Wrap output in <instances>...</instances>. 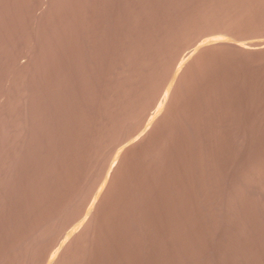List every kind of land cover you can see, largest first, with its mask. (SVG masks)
<instances>
[{
  "label": "rangeland",
  "instance_id": "1",
  "mask_svg": "<svg viewBox=\"0 0 264 264\" xmlns=\"http://www.w3.org/2000/svg\"><path fill=\"white\" fill-rule=\"evenodd\" d=\"M205 1L0 0V264H264V0Z\"/></svg>",
  "mask_w": 264,
  "mask_h": 264
},
{
  "label": "bare ground",
  "instance_id": "2",
  "mask_svg": "<svg viewBox=\"0 0 264 264\" xmlns=\"http://www.w3.org/2000/svg\"><path fill=\"white\" fill-rule=\"evenodd\" d=\"M195 1H197V0H195ZM204 1H205V0H204ZM212 1H213V0H212ZM223 1H225V0H222L221 2H223ZM231 1H233V0H231ZM231 1H230V2H231ZM237 1H238V0H237ZM246 1H247V0H246ZM248 1H249V0H248ZM183 2H184V1H183ZM200 2H201V0H200ZM202 2H203V1H202ZM205 2H207V1H205ZM209 2H211V0H210ZM214 2H215V1H214ZM217 2H219V1H217ZM226 2H227V1H226ZM234 2H235V1H234ZM241 2H242V1H241ZM243 2H244V1H243ZM249 2H250V1H249ZM249 2H248V3H249ZM256 2H257V1H256ZM203 3H204V2H203ZM212 3H213V2H212ZM244 3H246V2H244ZM250 3H253V2H250ZM201 4H202V3H201ZM207 4H209V3H207ZM225 4H226V3H225ZM233 4H234V3H233ZM241 4H243V3H241ZM257 4H258V3H257ZM179 5H182V3L179 4ZM192 5H193V4H192ZM226 5H227V4H226ZM245 5H246V4H245ZM253 5H255V4H253ZM258 5H259V4H258ZM260 5H261V4H260ZM262 5H264V4L262 3ZM183 6H184V4H183ZM205 6H206V5H205ZM215 6H216V5H215ZM221 6H222V4H221ZM233 6H234V5H233ZM233 6H232V8H233ZM239 6H240V3H239ZM239 6H238V7H239ZM241 6H242V5H241ZM243 6H244V5H243ZM249 6H250V5H249ZM187 7H188V6H187ZM210 7H212V6H210ZM223 7H224V6H223ZM223 7H222V9H223ZM225 7H226V6H225ZM225 7H224V8H225ZM228 7H231V6H228ZM235 7H236V6H235ZM250 7H251V6H250ZM250 7H249V8H250ZM253 7H254V6H253ZM256 7H257V6H256ZM260 7H261V6H260ZM179 8H183V7H179ZM184 8H185V7H184ZM212 8H213V10H217V9H214V7H212ZM220 8H221V7H220ZM226 8H227V7H226ZM226 8H225V9H226ZM236 8H237V7H236ZM239 8H241V7H239ZM188 9H189V8H188ZM188 9H187V10H188ZM218 9H219V8H218ZM246 9H247V8H246ZM262 9H263V8H262ZM172 10H173V9H172ZM182 10H183V9H182ZM189 10H190V9H189ZM193 10H194V9H193ZM227 10H231V9H227ZM244 10H245V9H244V7H243V11H244ZM254 10H255V9H254ZM257 10H258V9H257ZM183 11H184V10H183ZM219 11H220V10H219ZM221 11H222V10H221ZM223 11H224V13H225V10H223ZM235 11H236V10H235ZM262 11H264V10H262ZM210 12H211V11H210ZM231 12H233V10H231ZM239 12H241V11H239ZM247 12H248V10H247ZM258 12H259V11H258ZM192 13H193V12H192ZM192 13H190V14H192ZM194 13H196V12H194ZM224 13H223V14H224ZM227 13H228V11H227ZM227 13H226V14H227ZM236 13H238V12L236 11ZM243 13H244V12H243ZM251 13H252V11H251ZM184 14H185V13H184ZM198 14H199V13H198ZM218 14H219V13H218ZM218 14H217V15H218ZM221 14H222V12H221ZM245 14H246V13H245ZM248 14H249V12H248ZM252 14H253V13H252ZM252 14H251V15H252ZM255 14H256V13H255ZM259 14H260V18H262V17H261V13H259ZM192 15H194V14H192ZM203 15H204V14H203ZM211 15H212V14H211ZM232 15H233V14H232ZM232 15H231V16H232ZM239 15H240V14H239ZM239 15H237V16H239ZM246 15H247V14H246ZM249 15H250V14H249ZM189 16H190V15H189ZM194 16H195V15H194ZM197 16H198V15H197ZM197 16H196V17H197ZM199 16H200V15H199ZM218 16H219V15H218ZM224 16H225V14H224ZM237 16H236V17H237ZM201 17H202V15H201ZM201 17H200V18H201ZM234 17H235V16H234ZM239 17H241V16H239ZM239 17H238V18H239ZM255 17H256V16H255ZM163 18H164V17H163ZM172 18H173V17H172ZM178 18H179V17H178ZM192 18H193V17H192ZM194 18H195V17H194ZM194 18H193V19H194ZM202 18H203V17H202ZM205 18L207 19V17H204V19H205ZM211 18H212V17H211ZM216 18H217V21H218V20H219L218 17H216ZM216 18H215V19H216ZM220 18H222V17L220 16ZM225 18H226V17H225ZM229 18H230V16H229ZM238 18H237V19H238ZM244 18H246V17H244ZM249 18H250V17H249ZM167 19H168V18H167ZM185 19H188V17L185 18ZM189 19H190V18H189ZM204 19H203V20H204ZM208 19H210V18H208ZM222 19H224V18H222ZM164 20H165V19H164ZM195 20H197V19L195 18ZM199 20H200V19H198V21H199ZM220 20H221V19H220ZM224 20H225V19H224ZM255 20H256V19H255ZM263 20H264V19H263ZM168 21H169V20H168ZM170 21H171V20H170ZM170 21H169V22H170ZM187 21H189V20H187ZM187 21H186V22H187ZM207 21H208V20H207ZM217 21H216V22H217ZM243 21H244V20H243ZM252 21H254V20H252ZM165 22H167V20H166V21H163L162 23H165ZM177 22H178V21H177ZM179 22H180V21H179ZM182 22H183V21H182ZM202 22H203V21H202V19H201V22H200V23H202ZM204 22H205V21H204ZM204 22H203V23H204ZM221 22H224V21H221ZM221 22H220V23H221ZM225 22H226V21H225ZM238 22H240V21H238ZM245 22H246V20H245ZM249 22H250V21H249ZM249 22H248V24H249ZM261 22H262V21H261ZM261 22H260V23H261ZM184 23H185V22H184ZM184 23H183V24H184ZM189 23H191V22H189ZM197 23H198V22H197ZM206 23H207V22H206ZM214 23H215V21H214ZM253 23H254V22H253ZM174 24H175V23H174ZM176 24H178V23H176ZM194 24H195V23H194ZM209 24H210V23H209ZM218 24H219V23H218ZM240 24H241V22H240ZM245 24H246V23H245ZM250 24H251V23H250ZM258 24H259V23H258ZM263 24H264V23H263ZM161 25H162V24H161ZM169 25H171V24H169ZM172 25H173V24H172ZM187 25H188V24H187ZM196 25H197V24H196ZM203 25H204V24H203ZM212 25H213V24H212ZM216 25H217V23H216ZM225 25L227 26V24H225ZM233 25H234V24H233ZM241 25H242V24H241ZM260 25H261V24H260ZM162 26H163V25H162ZM164 26H166V25H164ZM167 26H168V25H167ZM174 26H175V25H174ZM178 26H179V25H178ZM178 26H177V27H178ZM185 26H186V25H185ZM192 26H193V25H192ZM214 26H215V25H214ZM217 26H218V25H217ZM217 26H216V27H217ZM230 26H231V25H230ZM230 26H229V27H230ZM245 26H246V25H245ZM248 26H249V25H248ZM250 26H251V25H250ZM262 26H263V25H262ZM170 27H171V26H170ZM177 27H176L175 29H177ZM188 27H189V25H188ZM199 27H201V26H199ZM199 27H198V28H199ZM202 27H203V26H202ZM205 27H206V26H205ZM222 27H223V26H222ZM224 27H225V26H224ZM232 27H233V26H232ZM232 27H231L230 29H232ZM236 27H238V26H236ZM236 27H233V28H236ZM242 27H243V26H242ZM254 27H255V26H254ZM259 27H260V26H259ZM244 28H245V27H244ZM173 29H174V28H173ZM175 29H174V30H175ZM188 29H190V28H188ZM196 29H197V28H196ZM207 29H208V28H207ZM214 29H215V27H214ZM217 29H218V28H217ZM217 29H216V30H217ZM221 29H222V28H220V30H221ZM225 29H226V28H225ZM238 29H239V28H238ZM256 29H257V28H256ZM167 30H168V29H167ZM180 30H181V29H180ZM182 30H183V29H182ZM191 30H192V29H191ZM203 30H204V29H202V31H203ZM218 30H219V29H218ZM220 30H219V31H220ZM226 30H228V29H226ZM236 30H237V29H236ZM241 30H242V29H241ZM241 30H240V31H241ZM250 30H251V29H250ZM172 31H173V30H172ZM183 31H184V30H183ZM189 31H190V30H189ZM199 31H200V30H199ZM202 31H201V32H202ZM223 31H225L224 28H223V30H222L221 32H223ZM228 31H229V30H228ZM244 31H245V30H244ZM244 31H243V32H244ZM176 32L178 33L177 30H176ZM176 32H175V33H176ZM192 32H193V31H192ZM204 32H205V31H204ZM229 32H231V31H229ZM248 32H249V31H248ZM248 32H247V33H248ZM251 32H252V31H250V34H252ZM254 32H255V30H254ZM256 32H257V31H256ZM262 32H263V30H262ZM170 33L172 34L171 31H170ZM170 33H168V34H170ZM173 33H174V31H173ZM188 33H189V32H188ZM205 33H206V32H205ZM225 33H226V32H225ZM227 33H228V32H227ZM227 33H226V34H227ZM232 33H234V32H232ZM259 33H260V32H259ZM164 34H165V33H164ZM178 34H179V33H178ZM178 34H175V36H177ZM186 34H187V33H186ZM193 34H194V32H193ZM238 34H239V33H238ZM240 34H241V33H240ZM257 34H258V33H257ZM194 35H195V34H194ZM215 35H216V34H215ZM227 35H228V34H227ZM229 35H232V34H229ZM242 35H244V34H242ZM246 35H247V34H246ZM248 35H249V34H248ZM252 35H253V34H252ZM252 35H249V36L252 37ZM255 35H256V33L254 34V36H255ZM258 35H259V34H258ZM164 36H165V35H164ZM172 36H174V35H172ZM178 36H179V35H178ZM186 36H188V34H187ZM198 36H199V34H198ZM233 36H234V35H233ZM233 36H232V37H233ZM259 36H260V35H259ZM166 37H167V36H166ZM166 37H165V38H166ZM190 37H191V36H190ZM203 37H204V36H203ZM237 37H239V35H238ZM256 37H257V35H256ZM169 38H170V37H169ZM175 38H178V37H175ZM184 38H185V37H184ZM186 38H187V37H186ZM193 38H194V37H193ZM195 38H196V37H195ZM197 38H198V37H197ZM221 38H224V37H221ZM233 38H234V37H233ZM239 38L241 39V36H240ZM247 38H248V37H247ZM167 39H168V38H167ZM188 39H189V37H188ZM206 39H207V38H206ZM206 39H203V40L205 41ZM226 39H227V38H226ZM244 39H245V38H244ZM86 40H87V39H86ZM177 40H178V39H177ZM177 40H176V41H177ZM181 40H183V39L180 38V41H179V42H182ZM196 40H197V39H196ZM203 40H202V42H204ZM208 40H209V39H208ZM228 40H229V39H228ZM230 40H233V39L231 38ZM230 40H229V41H223V40H222L223 42L220 41V40H218V41L221 42L220 44H222V45H223V44L228 45V47H229L230 45H232V53L234 52V51H233V46H235V47L237 48V50H238V48H240V47H241V49H242V47H243L242 44H240V43H236V42H231ZM235 40H236V38H235ZM247 40H248V39H247ZM89 41H90V40H89ZM93 41H94V40H93ZM163 41H167V40H163ZM174 41H175V40H174ZM187 41H188V43H189V40H187ZM187 41H186V42H187ZM192 41H193V40H192ZM192 41H190V42H192ZM213 41H214V42H209V43L206 42L207 45L204 43V44H203V47H204V45H206L205 47H207L208 44H210V46H208V48H209V47H211V46H214L213 44H216V45L219 44L217 40H213ZM236 41H237V40H236ZM159 42H160V41H159ZM168 42H169V41H168ZM194 42H195V40H194ZM162 43H163V42H162ZM172 43L175 44V42H172ZM165 44H166V43H165ZM165 44H163V45H165ZM167 44H168V43H167ZM170 44H171V43H170ZM178 44H179V43H178ZM182 44H183V43H182ZM185 44H187V43H185ZM197 44H198V43H197ZM197 44H196V45H197ZM200 44H201V42H199V44H198L196 47H201ZM211 44H212V45H211ZM248 44H249V43H248ZM248 44H246L247 48L250 47V46L248 47ZM251 44H252V43H251ZM258 44H259V43H258ZM90 45H91V44H90ZM158 45H159V43H158ZM180 45H181V44H180ZM190 45H191V44H190ZM201 45H202V44H201ZM226 45H225V46H226ZM84 46H85V44H84ZM165 46H166V45H165ZM172 46H173V47L175 46V47L177 48L176 45H172ZM185 46H186V45H185ZM246 46L244 45L245 48H246ZM253 46H254V44H253ZM255 46H256V45H255ZM85 47H86V46H85ZM162 47H163V46H162ZM216 47H218V46H216ZM235 47H234V48H235ZM244 47H243V48H244ZM86 48H87V47H86ZM89 48H91V47L89 46L88 49H89ZM176 48H175V49H176ZM183 48H184V47H183ZM194 48H195V46H194ZM225 48H226V47H225ZM259 48H260V47H259ZM102 49H103V48H102ZM169 49H170V47H169ZM180 49H181V48H180ZM180 49H178V52H179V53L183 51L182 49H181L182 51H179ZM185 49H186V48H185ZM188 49H189V48H188ZM202 49H203V48H202ZM205 49H206V51H208L207 48H205ZM217 49H218V48H217ZM228 49H229V48H228ZM241 49H240V50H241ZM250 49H251V48H250ZM250 49H249V50H250ZM256 49H257V48H256ZM263 49H264V48H263ZM263 49H262V50H263ZM173 50H174V49H173ZM195 50H196V49H195ZM195 50H194V51H195ZM199 50H200V49H199ZM225 50H226V49H225ZM225 50H224V52H225ZM234 50H235V49H234ZM245 50H247V49H245ZM160 51H161V50H160ZM163 51H164V49H163ZM171 51H172V50H171ZM171 51H170V52H171ZM197 51H198V50H197ZM211 51H212V50H211ZM220 51H221V50H220ZM242 51H244V50H241V52H242ZM260 51H261V50H260ZM101 52L103 53V51H101ZM104 52H105V51H104ZM164 52L167 53V51H164ZM164 52H163V53H164ZM178 52H177V53H178ZM201 52H202V50H201ZM213 52H215V51H213ZM222 52H223V50H222ZM222 52H221V53H222ZM226 52H228V51H226ZM244 52H245V51H244ZM248 52H249V51H248ZM85 53H87V50L85 51ZM88 53H89V50H88ZM157 53H159V52L157 51ZM161 53H162V52H161ZM168 53H169V52H168ZM199 53H200V52H199ZM208 53H209V52H208ZM211 53H212V52H211ZM234 53H235V52H234ZM237 53H238V51H237ZM249 53H250V52H249ZM263 53H264V52H263ZM82 54H83V53H82ZM90 54H91V53H90ZM92 54H93V53H92ZM169 54H170V53H169ZM202 54H203V53H202ZM216 54H217V52H216ZM216 54H215V55H216ZM224 54H225V53H224ZM227 54H228V53H227ZM227 54H226V55H227ZM246 54H247V53H246ZM87 55H89V54H87ZM93 55H94V54H93ZM157 55H158V54H157ZM166 55H167V54H166ZM175 55H177V54H175ZM204 55H205V54H204ZM234 55H235V54H234ZM236 55H237V54H236ZM158 56H160V55H158ZM162 56H163V55H162ZM180 56H181V55H180ZM185 56H186V55H185ZM199 56H200V55H199ZM199 56H197V57L199 58ZM201 56H202V55H201ZM216 56H217V55H216ZM246 56H247V55H246ZM246 56H245V57H246ZM248 56H249V55H248ZM68 57H69V56H68ZM72 57H73V55H72ZM74 57H76V56H74ZM90 57H91V56H90ZM94 57H95V56H93L92 58L94 59ZM168 57H169V56H168ZM195 57H196V55H195ZM226 57H227V56H226ZM229 57H230V56H229ZM238 57H240V56H238ZM250 57H251V56H250ZM250 57H249L248 59H250ZM70 58H71V57H70ZM161 58H162V57H161ZM165 58H166V57H165ZM172 58H173V57H172ZM182 58H183V57H182ZM200 58H201V57H200ZM205 58H206V57H205ZM230 58H231V57H230ZM243 58H244V57H243ZM78 59H79V58H78ZM158 59H159V62H160V61H161L160 57H159ZM169 59H170V57H169ZM169 59H168V60H169ZM174 59L176 60V58H174ZM183 59H184V58H183ZM213 59H215V58H213ZM222 59H225V58H222ZM227 59H228V58H227ZM252 59H253V57H252ZM26 60H27V59H26ZM75 60H76V59H75ZM171 60H172V59H171ZM171 60H170V61H171ZM181 60H182V59H181ZM185 60H186V59H185ZM193 60H194V58L192 59V61H193ZM200 60H201V59H200ZM207 60H208V59H207ZM229 60H230V59H229ZM229 60H228V61H229ZM241 60H242V59H241ZM243 60H244V59H243ZM243 60H242V61H243ZM254 60H255V57H254ZM67 61H68V60H67ZM72 61H73V60H72ZM83 61H85V60H83ZM90 61H91V60H90ZM90 61H88V62H86V63H90ZM156 61H157V60H156ZM163 61H164V60H163ZM177 61H178V59H177ZM179 61H180V60H179ZM244 61H245V60H244ZM250 61H251V60H250ZM257 61H258V60H257ZM157 62H158V61H157ZM161 62H162V61H161ZM161 62L158 63V64L161 65ZM200 62H202V61H200ZM215 62H216V60H215ZM223 62H224V60H223ZM234 62H235V61H234ZM68 63H69V62H68ZM92 63H93V61H92ZM166 63H167V62H166ZM172 63H173V62H172ZM184 63H185V61H184ZM224 63H225V62H224ZM237 63H238V62H237ZM158 64H157V65H158ZM168 64H169V62H168ZM168 64H167V65H168ZM170 64H171V63H170ZM170 64H169V65H170ZM175 64L177 65L178 63H176V61H175ZM185 64H186V63H185ZM191 64H193V63H191ZM191 64H190V65H191ZM214 64H215V63H214ZM214 64H213V65H214ZM227 64H228V63H227ZM227 64H226V65H227ZM230 64H231V63H230ZM254 64H255V63H254ZM259 64H260V63H259ZM160 65H158V66H160ZM164 65H166V64H164ZM164 65H163V66H164ZM197 65L199 66V64H197ZM208 65H209V64H208ZM215 65H216V64H215ZM70 66H71V65H70ZM84 66H85V65H84ZM86 66H88V65H86ZM91 66H93V65H91ZM170 66H171V65H170ZM180 66H181V65H180ZM183 66H184V65H183ZM192 66H193V65H192ZM200 66H201V65H200ZM200 66H199V67H200ZM202 66H203V65H202ZM210 66H211V65H210ZM216 66H218V64H217ZM234 66H235V65H234ZM234 66H233V67H234ZM255 66H256V65H255ZM260 66H261V65H260ZM71 67H72V66H71ZM164 67H165V66H164ZM187 67H188V66H187ZM219 67H220V66H219ZM224 67H225V66H224ZM230 67H232V66H230ZM72 68H73V67H72ZM84 68H86V67H84ZM88 68H89V66H88ZM158 68H159V67H157V69H158ZM161 68H162V66H161ZM168 68H169V66H168ZM173 68H174V67H173ZM178 68H179V67H178ZM191 68H192V67H191ZM195 68H196V67H195ZM195 68H194V69H195ZM206 68H207V67H206ZM206 68H203V69H206ZM220 68H221V67H220ZM220 68H219V69H220ZM227 68H228V66H227ZM67 69H68V68H67ZM91 69H93V68H91ZM164 69H165V68H164ZM164 69H163V70H164ZM184 69H185V68H184ZM186 69H187V68H186ZM199 69H200V68H199ZM199 69H198V71H199ZM208 69H209V68H208ZM213 69H214V68H213ZM221 69H222V68H221ZM224 69H226V68H224ZM234 69H235V68H234ZM258 69H259V68H258ZM65 70H66V69H65ZM82 70H83V69H82ZM158 70H159V69H158ZM167 70H168V69H167ZM170 70H171V69H170ZM170 70H169V71H170ZM176 70H177V69H176ZM189 70H190V69H189ZM189 70H188V71H189ZM201 70H202V69H201ZM209 70H210V69H209ZM209 70H208V72H209ZM222 70H223V69H222ZM231 70H232V69H231ZM86 71H87V70H86ZM161 71H162V70H161ZM169 71H168V72H169ZM172 71H173V70H172ZM179 71H180V68H179ZM179 71H177V73H178ZM182 71H183V69H182ZM188 71H187V72H188ZM218 71H219V70H218ZM227 71H228V70H227ZM229 71H230V70H229ZM229 71H228V72H229ZM258 71H259V70H258ZM175 72H176V71H175ZM211 72H212V71H211ZM214 72H215V71H214ZM225 72H226V70H225ZM230 72H232V71H230ZM253 72H254V71H253ZM255 72H256V70H255ZM85 73H86V72H85ZM85 73H83V74H85ZM91 73H93V72H91ZM159 73H160V72H159ZM161 73L163 74V72H161ZM179 73H180V72H179ZM190 73H193V72H190ZM199 73H200V72H199ZM215 73H216V72H215ZM240 73H241V72H240ZM244 73H245V72H244ZM156 74H157V73H156ZM164 74H167V73H164ZM168 74H169V73H168ZM168 74H167V75H168ZM170 74H171V71H170ZM180 74H181V73H180ZM201 74H202V72H201ZM218 74H220V73H218ZM235 74H236V73H235ZM252 74H253V73H252ZM91 75H92V74H91ZM182 75H184V74H182ZM207 75H208V74H207ZM209 75H210V74H209ZM213 75H214V73H213ZM224 75H225V74H224ZM226 75H227V74H226ZM226 75H225V76H226ZM230 75H231V74H230ZM233 75H234V74H233ZM86 76H87V75H86ZM158 76H159V75H158ZM174 76H175V73H174ZM180 76H181V75H180ZM200 76H201V75H200ZM219 76H220V75H219ZM237 76H238V75H237ZM237 76H236V77H237ZM254 76H255V75H254ZM88 77H90V76H88ZM169 77H170V76H169ZM177 77H178V76H177ZM197 77H198V76H197ZM204 77H205V76H203V78H204ZM213 77H214V76H213ZM229 77H230V76H229ZM231 77H232V76H231ZM240 77H241V74H240ZM243 77H244V76H243ZM164 78L167 79L168 77H164ZM173 78H174V77H173ZM183 78H184V76H183ZM183 78H182V79H183ZM191 78H192V76H191ZM194 78H195V77H194ZM209 78H210V77H209ZM211 78H212V77H211ZM223 78H224V77H223ZM250 78H251V77H250ZM256 78H257V77H256ZM170 79H171V78H170ZM186 79H187V78H186ZM186 79H185V80H186ZM192 79H193V78H192ZM215 79H216V78H215ZM219 79H220V78H219ZM232 79H233V78H232ZM239 79H240V78H239ZM239 79H238V80H239ZM258 79H260V78H258ZM164 80H165V79H164ZM164 80H163V81H164ZM168 80H169V79H167V81H168ZM187 80H188V79H187ZM202 80H205V79H202ZM206 80H207V79H206ZM209 80H210V79H209ZM212 80H213V79H212ZM221 80H222V79H221ZM223 80H224V79H223ZM226 80H228V77H227ZM161 81H162V80H161ZM175 81H176V80H175ZM188 81H189V80H188ZM197 81H198V79H197ZM215 81H216V80H215ZM254 81H256V80H254ZM259 81H260V80H259ZM180 82H181V80H180ZM198 82H199V81H198ZM198 82H194V86H195V83H198ZM208 82H209V81H208ZM208 82H207V84H208ZM240 82H241V81H240ZM74 83H75V82H74ZM181 83H182V82H181ZM186 83H187V82H186ZM188 83H189V82H188ZM191 83H193V82H191ZM209 83H213V82H209ZM214 83H215V82H214ZM224 83H226V82L224 81ZM230 83H231V82H230ZM230 83H228V84H230ZM235 83H237V82H235ZM86 84H88V83H86ZM133 84H134V83H133ZM146 84H148V83H146ZM156 84H157V83H156ZM163 84H164V83H163ZM173 84H174V83H173ZM183 84H184V82H183ZM202 84H203V83H202ZM219 84H220V83H219ZM69 85H70V84H69ZM134 85H135V84H134ZM136 85H137V84H136ZM148 85H149V84H148ZM148 85H146V86H148ZM151 85H152V84H151ZM154 85H155V84H154ZM169 85H171V83H170ZM169 85H168V87H169ZM177 85H178V84H177ZM184 85H186V84H184ZM188 85H189V84H188ZM190 85H191V84H190ZM204 85H206V84H204ZM216 85H217V84H216ZM231 85H233V84H230V86H231ZM236 85L238 86V83H237ZM260 85H261V84H260ZM70 86H72V84H71ZM73 86H74V85H73ZM87 86H88V85H87ZM87 86H84V87H87ZM157 86H159V84H158ZM164 86H165V85H164ZM181 86H182V85H181ZM192 86H193V85H192ZM192 86H191V87H192ZM207 86H208V85H207ZM209 86H210V85H209ZM209 86H208V87H209ZM211 86H212V85H211ZM211 86H210V87H211ZM219 86H220V85H218L217 88H218ZM224 86H226V85H224ZM230 86H229V88H230ZM241 86H242V85H241ZM243 86H244V85H243ZM251 86H252V85H251ZM75 87H78V86H75ZM150 87H151V86H150ZM150 87H149L148 89H150ZM160 87H161V86H160ZM162 87H163V86H162ZM170 87H171V86H170ZM170 87H169L168 89H166V94H165L164 96H166V95L169 93ZM175 87H176V85H175ZM179 87H180V85H179ZM196 87H197V86H196ZM208 87H207V88H208ZM245 87H246V86H245ZM71 88H72V87H71ZM146 88H147V87H146ZM151 88H154V87H151ZM158 88H159V87H158ZM164 88H165V87H164ZM166 88H167V87H166ZM203 88H204V86H203ZM207 88H206V89H207ZM214 88H215V87H214ZM220 88H221V87H220ZM237 88L239 89V87H237ZM240 88H241V87H240ZM242 88H243V87H242ZM69 89H70V88H69ZM173 89H174V87H173ZM192 89H193V88H192ZM196 89H197V88H196ZM199 89H200V88H199ZM210 89H211V88H210ZM223 89H224V88H223ZM227 89H228V87H227ZM235 89H236V88H235ZM238 89H236V90H238ZM70 90H71V89H70ZM75 90H76V89H75ZM84 90H85V88H84ZM146 90H147V89H146ZM157 90H158V89H157ZM217 90H219V89H217ZM233 90H234V89H233ZM233 90H231L232 93H233ZM236 90H235V91H236ZM72 91H73V90H72ZM76 91H77V90H76ZM76 91H75V92H76ZM148 91H149V90H148ZM171 91H172V90H171ZM179 91H180V90H179ZM199 91H200V90H199ZM213 91H215V90H213ZM224 91H225V90H223V92H224ZM231 91H230V92H231ZM151 92H154V91H151ZM151 92H148V93H151ZM159 92H160V91H159ZM161 92H162V91H161ZM190 92H191V91H190ZM215 92H216V91H215ZM73 93H74V92H73ZM148 93H147V94H148ZM170 93H171V92H170ZM197 93H198V92H197ZM202 93H204V91H203ZM202 93H201V94H202ZM219 93H221V92H219ZM226 93H227V92H226ZM234 93H235V92H234ZM151 94H153V93H151ZM151 94H150V96H151ZM154 94H155V92H154ZM154 94H153V95H154ZM171 94H172V93H171ZM175 94H177V93L175 92ZM180 94H181V92H180ZM204 94H205V93H204ZM213 94H214V93H213ZM248 94H249V93H248ZM260 94H261V93H260ZM156 95H157V93H156ZM158 95H159V94H158ZM160 95H161V94H160ZM169 95H170V94H169ZM181 95H182V94H181ZM196 95H197V94H196ZM211 95H212V94H211ZM221 95H222V94H221ZM229 95H230V94H229ZM232 95H233V94H232ZM250 95H251V94H250ZM252 95H253V94H252ZM164 96H163V97H164ZM186 96H187V95H186ZM188 96H189V94H188ZM209 96H210V94H209ZM217 96H219V95H217ZM224 96H225V95H224ZM256 96H257V95H256ZM256 96H255V97H256ZM260 96H261V95H260ZM153 97H155V95H154ZM167 97H168V96H167ZM175 97H176V96H175ZM195 97H196V96H195ZM197 97H198V96H197ZM213 97H214V96H213ZM251 97H252V96H251ZM257 97H258V96H257ZM137 98H138V96H137ZM156 98H158V97H156ZM177 98H178V97H177ZM181 98H182V97H181ZM199 98H200V96H199ZM215 98H216V97H215ZM219 98H220V97H219ZM219 98H217V99H219ZM224 98H226V96H225ZM230 98H231V97H230ZM232 98H233V97H232ZM235 98H236V97H235ZM248 98H250V97H248ZM147 99H148V98H146V100H147ZM168 99H171V98H168ZM250 99H251V98H250ZM257 99H258V98H257ZM149 100H150V98H149ZM190 100H191V98H190ZM192 100H193V99H192ZM194 100H195V98H194ZM211 100H212V99H211ZM259 100H260V98H259ZM184 101H185V99H184ZM198 101H199V99H198ZM198 101H197V102H198ZM213 101H214V100H213ZM220 101H221V100H220ZM222 101H223V100H222ZM231 101H232V100H231ZM234 101H235V100H234ZM166 102H167V101H166ZM173 102H174V99H173ZM175 102L177 103V101H175ZM193 102H194V101H193ZM206 102H207V101H206ZM151 103H152V102H151ZM199 103H200V102H199ZM203 103H204V102H203ZM217 103H218V102H217ZM227 103L229 104V102H227ZM173 104H174V103H173ZM181 104H182V103H181ZM183 104H184V103H183ZM194 104L196 105V103H194ZM212 104H213V103H212ZM225 104H226V103H225ZM149 105H150V103H149ZM166 105H167V103H166ZM202 105H203V104H202ZM219 105H220V104H219ZM221 105H222V104H221ZM229 105H230V104H229ZM231 106H232V105H231ZM233 106H234V105H233ZM238 106H239V105H238ZM166 107H167V106H166ZM175 107H177V105H175ZM175 107H173V108H175ZM179 107H180V106H179ZM241 107H242V106H241ZM257 107H258V106H257ZM261 107H262V106H261ZM164 108H165V107H164ZM181 108H182V107H181ZM195 108H196V106H195ZM195 108H194V109H195ZM259 108H260V107H259ZM177 109H178V108H177ZM182 109H184V107H183ZM185 109H187V107H186ZM188 109H190V108H188ZM204 109H205V108H204ZM206 109H207V108H206ZM238 109L242 110L243 107H242V109H241V108H238ZM255 109L257 110V108H255ZM191 110H192V109H191ZM210 110H211V109H210ZM233 110H235V109H233ZM246 110H247V109H246ZM258 110H259V109H258ZM263 110H264V109H263ZM263 110H262V111H263ZM170 111H171V109H170ZM202 111H203V110H202ZM206 111H207V110H206ZM219 111H220V110H219ZM159 112H160V111H159ZM164 112H165V110H164ZM174 112H175V111H174ZM181 112H182V111H181ZM208 112H209V110H208ZM216 112H217V111H216ZM227 112H228V111H227ZM263 112H264V111H263ZM25 113H26V112H25ZM155 113H156V112H155ZM175 113H178V112H175ZM203 113H205V112L203 111ZM203 113H202V114H203ZM211 113H212V112H211ZM223 113H224V112H223ZM258 113H260V112H258ZM170 114H171V113H170ZM179 114H180V113H179ZM184 114H185V113H184ZM213 114H214V113H213ZM218 114H219V112H218ZM228 114H229V113H228ZM241 114H242V113H241ZM248 114H249V113H248ZM28 115H29V114H28ZM148 115H149V114H148ZM158 115H159V114H158ZM185 115H186V114H185ZM187 115H188V114H187ZM206 115H207V114H206ZM232 115H233V114H232ZM234 115H235V114H234ZM238 115H239V114H238ZM244 115H245V114H244ZM179 116H180V115H179ZM196 116H197V115H196ZM204 116H205V115H204ZM211 116H212V115H211ZM217 116H218V115H217ZM24 117H25V115H24ZM155 117H156V115H155ZM161 117H162V116H161ZM173 117H174V116H173ZM189 117H190V116H189ZM194 117H195V114H194ZM202 117H203V115H202ZM30 118H31V117H30ZM127 118H128V117H127ZM127 118H126V119H127ZM181 118H182V115H181ZM23 119H24V118H23ZM32 119H33V118H32ZM154 120H155V118H154ZM170 120H172V119H170ZM35 121H36V120H35ZM119 121L121 122V120H119ZM123 121H124V120H123ZM123 121H122V122H123ZM25 122H26V121H25ZM31 122H33V121H31ZM37 122H38V121H37ZM20 123H21V122H20ZM34 123H35V122H34ZM39 123H40V122H39ZM39 123H38V124H39ZM118 123H119V122H118ZM32 124H33V123H32ZM22 125H23V123H22ZM39 125H40V124H39ZM146 125H147V124H146ZM148 125H150V124H148ZM32 126H33V125H32ZM36 126H37V125H36ZM43 126H44V124H43ZM39 127H40V126H39ZM149 127H150V126H149ZM30 128H33V127H30ZM30 128H29V129H30ZM34 128H35V127H34ZM37 128H38V127H37ZM37 128H36V129H37ZM21 129H22V127H21ZM38 129H39V128H38ZM140 129H141V128H140ZM22 130H25V129H22ZM26 131H27V130H26ZM38 131H39V130H38ZM142 131H143V130H142ZM16 132H17V131H16ZM20 132H21V131H20ZM28 132H29V131H28ZM33 132H34V131H33ZM39 132H40V131H39ZM17 133H18V132H17ZM24 133H25V132H24ZM179 133H180V132H179ZM143 134H144V133H143ZM146 134H147V133H146ZM21 135L23 136L22 133H21ZM29 135H30V134H28V136H29ZM16 136H17V134H16ZM126 136H127V135H126ZM129 136H130V135H129ZM24 137H25V136H24ZM101 137H102V136H101ZM123 137H124V136H123ZM13 138H15V137H13ZM135 138H136V137H135ZM16 139H17V138H16ZM25 139L27 140V138H25ZM99 139H100V138H99ZM104 139H105V138H104ZM132 139H133V138H132ZM132 139H131V140H132ZM14 140H15V139H14ZM18 140H19V139H18ZM101 140H102V139H101ZM118 140H119V139H118ZM21 141H22V139H21ZM21 141H20V143H22ZM104 141H105V140H104ZM124 141H125V140H124ZM136 141H137V140H136ZM39 142H40V141H39ZM106 142H107V141H106ZM129 142H130V141H129ZM129 142H128V143H129ZM118 143H119V141H118ZM18 144H19V143H18ZM122 144H123V143H122ZM122 144H121V145H122ZM126 144H127V143H126ZM129 144H130V143H129ZM133 144H134V143H133ZM136 144H137V143H136ZM119 145H120V144H119ZM119 145H118V146H119ZM130 146H131V144H130ZM132 146H133V145H132ZM18 147H19V146H18ZM127 148H128V147H127ZM3 149H4V147L2 148V150H3ZM24 149H25V148H24ZM25 150H26V149H25ZM119 150H120V149H119ZM130 150H131V149H130ZM176 150H177V149H176ZM18 151H19V150H18ZM1 152H3V151H1ZM26 152H27V151H26ZM26 152H25V153H26ZM129 152H130V151H129ZM175 152H176V151H175ZM124 153H125V152H124ZM28 154H29V152H28ZM190 154H191V153H190ZM120 155H121V154H120ZM20 156H21V155H20ZM133 156H134V155H133ZM214 156H215V155H214ZM22 157H24V156L22 155ZM135 157H136V155H135ZM181 157H182V155H181ZM184 157H185V156H184ZM195 157H196V156H195ZM26 158H27V157H26ZM118 158H119V157H118ZM11 159H12V158H11ZM11 159H10V160H11ZM27 159H28V158H27ZM27 159H26V161H27ZM177 159H178V158H177ZM14 160H15V159H14ZM123 160H124V159H123ZM11 161H13V160H11ZM28 161H30V160H28ZM132 161H133V160H132ZM170 161H171V160H170ZM181 161H182V160H180V162H181ZM186 161H187V160H186ZM194 161H195V160H194ZM199 161H200V160H199ZM5 162H6V161H5ZM7 162H8V161H7ZM24 162H25V160H24ZM104 162H105V161H104ZM106 162H107V161H106ZM120 162H121V161H120ZM159 162H160V161H159ZM174 162H175V161H174ZM192 162H193V161H192ZM20 163H21V162H20ZM25 163H26V162H25ZM134 163H135V162H134ZM168 163H169V162H168ZM9 164H11V163H9ZM27 164H28V163H27ZM154 164H155V163H154ZM154 164H153V165H154ZM172 164H173V163H172ZM183 164H184V163H183ZM22 165H23V164H22ZM106 165H107V163H106ZM120 165H121V164H120ZM126 165H127V164H126ZM136 165H137V164H136ZM153 165H152V167H153ZM162 165H163V164H162ZM168 165H169V164H168ZM179 165H180V163H179ZM201 165H202V164H201ZM9 166H10V165H9ZM109 166H110V165H109ZM123 167H124V169H125V166H124V165H123ZM126 167H127V166H126ZM130 167H131V166H130ZM152 167H150V168H152ZM5 168H6V167H5ZM108 168H109V167H108ZM115 168H116V167H115ZM117 168H118V167H117ZM117 168H116V169H117ZM141 168H142V167H141ZM147 168H148V167H147ZM147 168H146V169H147ZM160 168H161V167H160ZM169 168H170V167H169ZM184 168H185V167H184ZM112 169H113V167H112ZM128 169H129V168H128ZM128 169H127L126 171H128ZM137 169H139V168H137ZM158 169H159V168H158ZM163 169H164V168H163ZM180 169H181V168H180ZM5 170H7V168H6ZM143 170H144V169H143ZM151 170H152V169H151ZM165 170H166V169H165ZM122 171H124V170H122ZM132 171H133V170H132ZM144 171H145V170H144ZM6 172H7V171H5V173H6ZM110 172H111V171H110ZM150 172H152V171H150ZM169 172H170V171H169ZM183 172H184V171H183ZM201 172H202V171H201ZM217 172H218V171H217ZM7 173H9V172H7ZM7 173H6V174H7ZM104 173H105V172H104ZM107 173H108V172H107ZM107 173H106V174H107ZM119 173H120V172H119ZM129 173H130V172H129ZM137 173H138V172H137ZM204 173H205V172H204ZM10 174H11V173H10ZM111 174L113 175L114 172L112 171ZM111 174H110V176H112ZM145 174H146V172H145ZM152 174H155V173H152ZM158 174H159V173H158ZM158 174H157V175H158ZM163 174H164V172H163ZM169 174H170V173H169ZM181 174H182V173H181ZM215 174H216V173H215ZM1 175H2V174H1ZM102 175H103V174H102ZM139 175H141V174H139ZM139 175H138V176H139ZM155 175H156V174H155ZM160 175H161V173H160ZM166 175H167V174H166ZM142 176H143V175H142ZM169 176H170V175H169ZM183 176H185V174H184ZM4 177H5V176H4ZM105 177H106V176H105ZM113 177H114V176H113ZM136 177H137V176H136ZM156 177H157V176H156ZM159 177H160V176H159ZM173 177H174V176H173ZM185 177H186V176H185ZM137 178H138V177H137ZM152 178H153V177H152ZM217 178H218V177H217ZM135 179H136V178H135ZM140 179H141V177H140ZM163 179H164V178H163ZM97 180H98V179H97ZM123 180H124V179H123ZM123 180H122V181H123ZM153 180H154V179H153ZM165 180H166V179H165ZM175 180H176V179H175ZM194 180H196V179H194ZM215 180H216V179H215ZM112 181H114L113 178H112ZM150 181H151V180H150ZM159 181H160V180H159ZM188 181H189V180H188ZM92 182H95V181L93 180ZM97 182H98V181H97ZM140 182H141V181H140ZM145 182H146V181H145ZM145 182H144V183H145ZM148 182H149V181H148ZM181 182H183V180H182ZM95 183H96V182H95ZM156 183H157V182H156ZM193 183H194V182H193ZM195 183H196V182H195ZM137 184H138V183H137ZM139 184H140V183H139ZM148 184L150 185V183H148ZM154 184H155V183H154ZM157 184H158V183H157ZM157 184H156V185H157ZM173 184H174V183H173ZM198 184H199V183H198ZM103 185H104V184H103ZM108 185H110V184H108ZM112 185H113V184H112ZM119 185H120V184H119ZM135 185H136V184H135ZM135 185H134V186H135ZM156 185H155V186H156ZM171 185H172V184H171ZM175 185H176V184H175ZM196 185H197V184H195V186H196ZM98 186H99V185H98ZM120 186H121V185H120ZM142 186H143V184H142ZM144 186H145V185H144ZM158 186H159V185H158ZM148 187H151V186H148ZM148 187H147V188H148ZM184 187H185V186H184ZM97 188H98V187H97ZM97 188H96V189H97ZM107 188H108V187H107ZM107 188H106V189H107ZM110 188H112V187H110ZM110 188H109V189H110ZM114 188L116 189L115 186H114ZM145 188H146V186H145ZM151 188H152V187H151ZM190 188H191V187H190ZM115 189H114V190H115ZM117 189H118V188H117ZM135 189H136V188H135ZM138 189H139V188H138ZM142 189H143V188H142ZM142 189H141V190H142ZM161 189H162V188H161ZM164 189H165V188H164ZM173 189H174V188H173ZM187 189H188V188H187ZM99 190H100V189H99ZM99 190H98V191H99ZM143 190H144V189H143ZM156 190H157V189H156ZM169 190H170V189H169ZM182 190H183V189H182ZM182 190H181V191H182ZM110 191H111V190H110ZM118 191H119V190H118ZM150 191H151V190H150ZM191 191H192V190H191ZM191 191H190V193H191ZM94 192H95V191H94ZM100 192H101V191H100ZM133 192H134V191H133ZM135 192H136V191H135ZM152 192H153V191H152ZM170 192H171V191H170ZM173 192H174V191H173ZM52 193H53V192H52ZM124 193H126V192H124ZM127 193H128V192H127ZM178 193H179V192H178ZM198 193H199V192H198ZM201 193H202V192H201ZM101 194H102V193H101ZM104 194H105V193H104ZM113 194H114V192H113ZM143 194H144V193H143ZM175 194H176V193H175ZM52 195H54V194H52ZM79 195H80V194H79ZM118 195H119V194H118ZM126 195H127V194H126ZM170 195H171V194H170ZM77 196H78V195H77ZM114 196H115V194H114ZM114 196L112 195V197H114ZM130 196H131V195H130ZM143 196H144V195H143ZM149 196H150V195H149ZM154 196H155V195H154ZM173 196H174V195H173ZM105 197H106V196H105ZM107 197H108V196H107ZM115 197H116V196H115ZM122 197L124 198V195H123ZM147 197H148V195L146 196V198H147ZM182 197H183V196H182ZM136 198H137V197H136ZM146 198H145V199H146ZM77 199H78V198H77ZM98 199H99V198H98ZM98 199H97V201H98ZM103 199H104V198H103ZM155 199H156V198H155ZM114 200H115V198H114L112 201H114ZM129 200H130V199H129ZM131 200H133V199H131ZM151 200H152V199H151ZM171 200H173V199H171ZM174 200H175V199H174ZM105 201H106V200H105ZM108 201H109V200H108ZM110 201H111V199H110ZM147 201H148V200H147ZM165 201H166V200H165ZM75 202H76V201H75ZM130 202H131V201H130ZM133 202H134V201H133ZM149 202H150V201H149ZM96 203H98V202H96ZM131 203H132V202H131ZM136 203H137V202H136ZM143 203H145V202H143ZM168 203H169V202H168ZM171 203H172V202H171ZM73 204H74V203H73ZM90 204H91V203H90ZM90 204H89V205H90ZM129 204H130V203H129ZM146 204H147V203H146ZM149 204H150V203H149ZM155 204H157V203H155ZM127 205H128V204H127ZM138 205H139V204H138ZM98 206H99V205H98ZM136 206H137V204H136ZM136 206H135V207H136ZM145 206H146V205H145ZM145 206H144V207H145ZM150 206H151V205H150ZM126 207H127V206H126ZM130 207H131V206H130ZM139 207H140V206H139ZM89 208H91V207L89 206ZM136 208H137V207H136ZM141 208H142V207H141ZM28 209H29V208H28ZM94 209H95V208H94ZM120 209H121V208H120ZM143 209H144V208H143ZM145 209H146V208H145ZM153 209H154V208H153ZM92 210H93V209H92ZM125 210H126V209H125ZM128 210H129V209H128ZM146 210H147V209H146ZM27 211H28V210H27ZM94 211H95V210H94ZM106 211H108V209H107ZM133 211H134V210H132V212H133ZM135 211H136V210H135ZM30 212H31V211H30ZM87 212H88V211H87ZM101 212H102V211H101ZM125 212H126V211H125ZM150 212H151V211H150ZM133 213H134V212H133ZM146 213H147V212H146ZM89 214H90V213H88V215H89ZM106 215H107V214H106ZM123 215H124V214H123ZM104 216H105V215H104ZM91 217H92V216H91ZM96 217H97V216H96ZM98 217H100V214H99ZM98 217H97V218H98ZM139 217H140V216H139ZM131 218H132V217H131ZM89 219H90V218H89ZM89 219H88V223H89ZM128 219H130V218L128 217ZM81 220H82V219H81ZM92 220H93V219H92ZM102 220H103V219H102ZM130 220H131V219H130ZM130 220H129V221H130ZM74 221H75V220H74ZM123 221H124V220H123ZM81 222H82V221H81ZM85 223H86V221H85ZM88 223H87V224H88ZM130 223H131V222H130ZM77 224H78V223H77ZM80 224H81V223H80ZM89 224H90V223H89ZM74 225H75V224H74ZM90 225H91V224H90ZM90 225H89V227H90ZM93 225H95V223H94ZM83 226H84V225H83ZM84 227H85V226H84ZM94 227H95V226H94ZM74 228H75V227H74ZM86 228H87V225H86ZM134 228H135V226H134ZM71 229H72V228H71ZM71 229H70V231H71ZM84 230H85V229H84ZM93 230H94V229H93ZM134 230H135V229H134ZM82 231H83V229H82ZM87 231H88V230H87ZM130 231H132V230H130ZM149 231H150V230H149ZM72 232H75V231H72ZM77 232H78V231H77ZM88 232H89V231H88ZM127 232H129V231H127ZM132 232H133V231H132ZM138 232H139V231H138ZM75 233H76V232H75ZM151 233H152V232H151ZM66 235H68V234H66ZM66 235H64V236H66ZM78 235H80V233H79ZM78 235H77V236H78ZM125 235H128V234H125ZM138 235H139V234H138ZM152 235H153V234H152ZM58 236H59V235H58ZM75 236H76V235H75ZM135 236H136V235H135ZM59 237H60V236H59ZM81 237H82V236H81ZM87 237H88V234H87ZM132 237H133V236H132ZM136 237H137V236H136ZM136 237H135V238H136ZM73 238H74V237H73ZM82 238H83V237H82ZM127 238H128V237H127ZM40 239H41V238H40ZM63 239H64V237L62 238V241H63ZM133 239H134V238H133ZM147 239H148V238H147ZM37 240H38V239H37ZM60 240H61V239H60ZM76 240H78V239L76 238ZM76 240H74V241L71 240V241H72V242H75ZM131 240H132V239H131ZM140 240H141V239H140ZM32 241H33V239H32ZM121 241H122V240H121ZM135 241H136V240H135ZM152 241H153V240H152ZM35 242H37V241H35ZM65 242H67V241L65 240ZM65 242H64V243H65ZM132 242H133V241H132ZM150 242H151V241H150ZM60 243H61V242H60ZM76 243H77V242H76ZM76 243H75V244H76ZM83 243H84V242H83ZM85 243H86V241H85ZM134 243H135V242H134ZM148 243H149V242H148ZM152 243H153V242H152ZM62 244H63V243H62ZM68 244L70 245V243H68ZM71 244H72V243H71ZM77 244H78V243H77ZM156 244H157V243H156ZM54 245H55V244H54ZM59 245H60V244H59ZM66 245H67V244H66ZM66 245H65V246H66ZM78 245H79V244H78ZM83 245H84V244H83ZM122 245H124V242H123ZM133 245H134V244H133ZM135 245H136V244H135ZM135 245H134V248H133V249H135ZM138 245H139V244H138ZM149 245H150V244H149ZM149 245H148V246H149ZM63 246H64V245H63ZM67 246H68V245H67ZM73 246H74V244H73ZM119 246H120V245H119ZM128 246H129V245H128ZM60 247H61V246H60ZM81 247H82V246L80 245L79 248H81ZM123 247H124V246H123ZM123 247H122V248H123ZM126 247H127V246H126ZM137 247H138V246H137ZM153 247H154V246H153ZM19 248H20V247H19ZM26 248H27V247H26ZM61 248H62V247H61ZM64 248H65V247H64ZM75 248H76V246H75ZM79 248H78V249H79ZM28 249H29V248H28ZM68 249H69V248H68ZM72 249H73V247H72ZM124 249H125V248H124ZM127 249H128V248H127ZM17 250H18V249H17ZM64 250H65V249H64ZM129 250H130V249H129ZM140 250H141V248H140ZM26 251H27V250H26ZM71 251H72V250H71ZM19 252H20V251H19ZM53 252H54V251H53ZM68 252H69V250H68ZM74 252H75V251H74ZM127 252H128V251H127ZM134 252H135V251H134ZM144 252H145V251H144ZM26 253H27V252H26ZM29 253H30V252H29ZM57 253H58V251H57ZM60 253H63V252L60 251ZM152 253H153V252H152ZM21 254H23V253H21ZM50 254H51V256H52V253H50ZM71 254H72V253H71ZM130 254H131V253H130ZM135 254H136V253H135ZM141 254H142V253H141ZM59 255H60V254H59ZM138 255H140V253H139ZM53 256H54V255H53ZM53 256H52V257H53ZM69 256H70V255H69ZM75 256H77V255L75 254ZM126 256H127V255H126ZM129 256H130V255H129ZM52 257H49V258H52ZM66 257H67V256L65 255L64 260L66 259ZM134 257H135V256H134ZM23 258H24V257H23ZM62 258H63V257H62ZM62 258H61V259H62ZM73 258H74V257H73ZM73 258H72V260H73ZM118 258H119V257H118ZM126 258H127V257H126ZM136 258H137V257H136ZM139 258H140V257H139ZM141 258H142V256H141ZM24 259H25V258H24ZM47 259H48V258H47ZM21 260H22V259H21ZM45 260H46V259H45ZM64 260L60 261V263H62ZM70 260H71V256H70ZM74 260H75V259H74ZM142 260H143V259H142ZM155 260H156V259H155ZM46 261H47V260H46ZM48 261H49V260H48ZM54 261H55V260H54ZM54 261H53V262H54ZM24 262H25V261H24ZM65 262H66V261H65ZM123 262H124V261H123ZM125 262H126V261H125ZM54 263H55V262H54ZM54 263H52V264H54ZM44 264H45V263H44ZM50 264H51V263H50ZM58 264H59V263H58ZM129 264H131V262H130ZM136 264H137V263H136ZM149 264H150V263H149Z\"/></svg>",
  "mask_w": 264,
  "mask_h": 264
}]
</instances>
